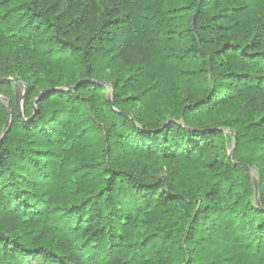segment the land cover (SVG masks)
I'll return each instance as SVG.
<instances>
[{"label": "trees", "instance_id": "obj_1", "mask_svg": "<svg viewBox=\"0 0 264 264\" xmlns=\"http://www.w3.org/2000/svg\"><path fill=\"white\" fill-rule=\"evenodd\" d=\"M10 55L0 264H264V0H0Z\"/></svg>", "mask_w": 264, "mask_h": 264}, {"label": "water", "instance_id": "obj_2", "mask_svg": "<svg viewBox=\"0 0 264 264\" xmlns=\"http://www.w3.org/2000/svg\"><path fill=\"white\" fill-rule=\"evenodd\" d=\"M3 81H12L15 83V96H16V101H17V106L19 108V111L20 113H22V109H21V100H20V92H21V88L24 89L25 91V85L24 83L21 81V79L19 77H15V78H10V77H6V78H0V82H3ZM108 99L109 101L111 102L112 100V95H111V92L109 91V94H108ZM0 100L1 101H5L6 104H7V107L10 111V100L5 98L4 96L0 95ZM10 120H8L5 128H4V131H3V134L5 133L6 131V128L8 127V124H9ZM3 136V135H2ZM2 136L0 137V142L2 140ZM236 137H235V142H236ZM234 146H235V143L233 144V147L231 148L230 150V156L233 154V151H234ZM245 166L246 168H248L250 170V172H252L251 170V167L247 166V165H243ZM253 183H254V188H255V196H256V201L257 203L259 204L260 203V198H259V193H258V190H259V180H253Z\"/></svg>", "mask_w": 264, "mask_h": 264}, {"label": "rangeland", "instance_id": "obj_3", "mask_svg": "<svg viewBox=\"0 0 264 264\" xmlns=\"http://www.w3.org/2000/svg\"><path fill=\"white\" fill-rule=\"evenodd\" d=\"M16 56L15 55H10L7 58H3L2 60H0V73L5 71H10L12 69L13 64L16 61ZM14 93H15V89L13 87ZM24 89L21 88V92H20V100H21V109L23 111V102H24ZM7 98V97H6ZM1 101V100H0ZM3 103V105H5L7 107V104L5 101H1ZM10 114L12 115V110H10ZM12 117V116H11ZM229 132H231L230 130H228ZM232 133V132H231ZM233 134V133H232ZM228 148H232L233 144H234V136H228ZM251 175L253 177V180H258V171L253 168V170H251Z\"/></svg>", "mask_w": 264, "mask_h": 264}]
</instances>
